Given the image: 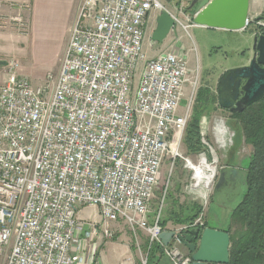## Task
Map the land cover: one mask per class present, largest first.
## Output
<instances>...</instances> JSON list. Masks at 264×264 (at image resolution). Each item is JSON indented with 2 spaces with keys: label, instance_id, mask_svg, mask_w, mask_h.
I'll list each match as a JSON object with an SVG mask.
<instances>
[{
  "label": "built area",
  "instance_id": "built-area-1",
  "mask_svg": "<svg viewBox=\"0 0 264 264\" xmlns=\"http://www.w3.org/2000/svg\"><path fill=\"white\" fill-rule=\"evenodd\" d=\"M162 10L159 0H83L56 79L0 84V264H78L82 207L100 209L105 238L122 220L172 264H192L177 234L205 229L202 216L173 229L167 246L160 212L149 223L165 160L185 159L199 90L180 37L153 58L144 51ZM172 16L188 32L193 20ZM247 22L264 32V21Z\"/></svg>",
  "mask_w": 264,
  "mask_h": 264
},
{
  "label": "rangeland",
  "instance_id": "rangeland-1",
  "mask_svg": "<svg viewBox=\"0 0 264 264\" xmlns=\"http://www.w3.org/2000/svg\"><path fill=\"white\" fill-rule=\"evenodd\" d=\"M161 2L164 5L168 4L165 1ZM33 6H36L33 5V0L32 3L19 0L16 7L18 11L13 14H0V31L5 34L9 33V35L13 34L14 40L16 39L14 41L15 47L11 51L7 50V48L9 49L7 43L4 44L5 46L3 45L5 50L0 55V79L4 80L6 77L10 79L13 75H21L29 78L34 85L44 86L47 84V80L44 81L43 79L41 83H36L26 73L36 72L43 67L46 69V75L49 73L56 79L72 29L78 20V12L77 10L68 12L66 17L62 18V25L54 28L51 32L46 28H35L34 18L32 19L31 14ZM159 14V11L153 14L144 43V51L149 58L155 57L161 50L169 46L156 43L151 39L156 29V19ZM68 22H70L69 27L66 28ZM256 28L254 24H251L244 31L235 32L190 27L187 32L182 26H179L171 32L169 38L180 37V48L187 54L190 69L194 70L198 77L199 88H208L217 94L218 81L225 72L248 65L253 59L251 36L257 30ZM38 40L40 43L37 42ZM15 64L16 67H14ZM3 83L5 82H0V84ZM53 84L54 82L50 83L51 86ZM203 117H208V122L205 124L203 120V129H200L204 147L198 152H190L183 141L180 152L185 159H189L190 163L195 165H199L201 158L205 155L208 164L216 168V176L207 197H203L205 193L203 185L199 186L203 188L200 193L198 192L201 189L196 186L194 171L189 168V163L183 158H178L173 164L171 156H168L162 166L160 184L150 202L149 222H154L159 212L161 222L173 221L177 216L183 217L187 212L191 214V209L196 204L202 209L200 216H202L203 221H207L209 226H217L218 222L222 225H228L233 210L242 201L246 192L244 181L246 169L250 162V149L245 144L243 137H239L238 125L228 110H223L217 105ZM220 122H223L225 127ZM220 130H223V133ZM204 136L208 140V145L204 142ZM232 151L238 154L242 172L237 180L235 179L230 185H226L224 181L220 182V176L226 158ZM217 218H220L218 222ZM101 219L103 221V217ZM123 229L124 233H128L127 237L137 249L135 235L126 226ZM135 231L137 238L139 237L143 241L147 239L140 231L137 229ZM119 234L116 233L115 238ZM167 261L163 258L162 263Z\"/></svg>",
  "mask_w": 264,
  "mask_h": 264
},
{
  "label": "water",
  "instance_id": "water-1",
  "mask_svg": "<svg viewBox=\"0 0 264 264\" xmlns=\"http://www.w3.org/2000/svg\"><path fill=\"white\" fill-rule=\"evenodd\" d=\"M184 12L192 16L193 24L209 29L244 31L248 26L250 0H186ZM264 21V15L257 18ZM176 27L175 18L162 10L156 19L152 41L163 43ZM253 59L248 65L225 72L217 85L218 106L231 113L240 114L247 107L264 98V32H258L253 41ZM204 142L208 144L206 136ZM237 174L236 170L232 171ZM225 173L222 172V181ZM175 236L165 231L160 239L165 246ZM192 264H229L230 234L226 231L205 228L178 233Z\"/></svg>",
  "mask_w": 264,
  "mask_h": 264
},
{
  "label": "crops",
  "instance_id": "crops-1",
  "mask_svg": "<svg viewBox=\"0 0 264 264\" xmlns=\"http://www.w3.org/2000/svg\"><path fill=\"white\" fill-rule=\"evenodd\" d=\"M18 1L19 0H0V14H13L14 12L18 11L16 8ZM27 1H30L32 3V0H25V2ZM81 1L83 0H33V5L36 6L32 7L33 10L31 11V14L32 19L34 18L35 28H46V30L52 32L54 28H58V26L62 25V18L66 17L68 12L71 13L73 10H77L78 12ZM161 1H165L168 4L164 5ZM159 2L168 12L171 13V15H176L182 21H186L187 23L188 19L193 20L192 16H190L188 13L186 14L185 12H181V7L186 9V0H159ZM263 14L264 0H250L249 17L258 18ZM69 23L70 22L66 24V28L69 27ZM189 24L191 25V28H205L201 26H196L195 24H193V22ZM256 29L257 30L252 33V41H254V37L258 34V28ZM31 30H33V28H31ZM14 38L15 37L13 34L9 35V33L5 34L0 31V55L4 53L3 50H5V47H3V45L5 43H7V46L9 47V49L7 48V50L9 51H11L13 47H15L14 41H16V39L14 40ZM37 42L40 43L39 40ZM172 42L173 38H169L168 36V38L163 42V45L168 46ZM26 75H28V77H30V79L34 82L41 83L43 79L44 81H46L49 73L46 75V69L42 67L40 70H36V72H28L26 73ZM8 80L9 79L6 77L4 80L0 79V82H6ZM34 86L39 87L37 85ZM248 147L250 149L249 155H251L252 149L250 146ZM237 156L238 154L234 151L230 152L222 168V172L225 173V178L222 181H224L226 185H230L233 180H237L238 176L241 175L242 167ZM233 170L237 171L236 175L232 174ZM101 217L102 215L99 208L82 207L78 212L79 222L81 225H83V229L78 235L79 243L73 250V253L78 254L80 256L81 261L78 264H142L143 260H147V264H163V258L168 260L164 264H172L169 258L165 257L164 255L163 257L161 256L160 251L153 250L150 253L151 242L146 231L142 229H137V231H140V233H142V235L147 238L145 241H143L139 239V237L137 238L136 231L133 232L131 228L122 220L108 224L109 228L113 230L115 234L120 233L119 236H117V238L114 237L113 239L105 238L102 235V230L104 226L102 224L103 221ZM219 219L220 218H217V222L219 221ZM190 222L181 225H175L176 223H174V221H168L164 228L167 231H172L173 229L178 228L180 226H184ZM149 223L152 224L153 222ZM204 223L208 224L206 220L204 221ZM229 225L230 222L228 225H222L218 222L217 226L211 227L208 225V227L226 231ZM95 226L99 232L98 234L93 233V229L95 228ZM125 226L130 232L135 235V240L137 241V249H135L132 241H130L127 237L128 233H124L123 228ZM182 251L183 253L188 254L184 246H182Z\"/></svg>",
  "mask_w": 264,
  "mask_h": 264
},
{
  "label": "trees",
  "instance_id": "trees-1",
  "mask_svg": "<svg viewBox=\"0 0 264 264\" xmlns=\"http://www.w3.org/2000/svg\"><path fill=\"white\" fill-rule=\"evenodd\" d=\"M217 105L216 93L208 88H199L184 140L190 152H198L204 147L200 130L202 117ZM231 117L238 125L239 137H243L252 153L246 169V192L233 210L230 225L226 229L230 234L229 264H264V98L240 114L231 113ZM201 191L202 188L199 193ZM191 211V214L187 212L183 217H173V221L176 224L193 222L202 213V209L196 204ZM167 222H161V225L164 227ZM205 228H208V224H205ZM153 250L161 252V247L152 244L150 253ZM161 256L163 257L162 253Z\"/></svg>",
  "mask_w": 264,
  "mask_h": 264
},
{
  "label": "bare ground",
  "instance_id": "bare-ground-1",
  "mask_svg": "<svg viewBox=\"0 0 264 264\" xmlns=\"http://www.w3.org/2000/svg\"><path fill=\"white\" fill-rule=\"evenodd\" d=\"M225 121V120H224ZM205 124L208 122V117L204 118ZM221 125H223V122H220ZM224 126V125H223ZM225 127V126H224ZM233 127V126H232ZM234 130V129H233ZM221 133H223V130H220ZM228 132V131H227ZM237 132V131H236ZM225 133V130H224ZM235 135V134H234ZM224 136V135H223ZM238 138V137H237ZM239 140V139H238ZM236 140V141H238ZM234 141V140H233ZM227 142V141H225ZM239 142V141H238ZM233 146V145H232ZM228 147V145H227ZM237 147V146H236ZM233 148V147H232ZM238 151V149H237ZM227 152V151H226ZM237 158V157H236ZM189 168L194 171V180H196V186L197 188H203L199 187L203 185L205 187V193L204 198L207 197V194L209 190L211 189V185L215 179L216 176V168L212 165L205 162L204 159L201 160L199 165H195L192 162H189ZM203 181V182H202ZM199 192V191H198ZM206 196V197H205Z\"/></svg>",
  "mask_w": 264,
  "mask_h": 264
}]
</instances>
